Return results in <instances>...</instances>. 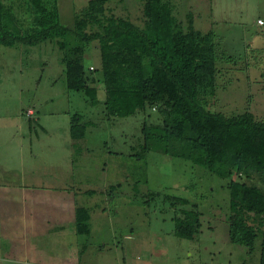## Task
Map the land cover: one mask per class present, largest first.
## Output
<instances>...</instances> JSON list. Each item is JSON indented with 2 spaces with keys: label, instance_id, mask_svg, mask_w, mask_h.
I'll return each mask as SVG.
<instances>
[{
  "label": "rangeland",
  "instance_id": "obj_1",
  "mask_svg": "<svg viewBox=\"0 0 264 264\" xmlns=\"http://www.w3.org/2000/svg\"><path fill=\"white\" fill-rule=\"evenodd\" d=\"M24 16L20 0H0ZM88 0H57L60 21L73 26ZM183 24L215 35L216 92L207 109L248 110L264 119V0H171ZM110 12L142 25V2L110 0ZM28 22L25 21L24 25ZM61 52L52 41L0 46V264H258L254 250L228 238L230 179L157 151L138 156L141 128L160 126L147 107L107 117L96 40L86 44L91 105L65 85ZM87 123L73 139L74 115ZM175 198H185L181 203ZM86 207L88 233L75 231L74 212ZM200 212L193 239L174 233V217Z\"/></svg>",
  "mask_w": 264,
  "mask_h": 264
},
{
  "label": "trees",
  "instance_id": "obj_2",
  "mask_svg": "<svg viewBox=\"0 0 264 264\" xmlns=\"http://www.w3.org/2000/svg\"><path fill=\"white\" fill-rule=\"evenodd\" d=\"M109 1L88 0L74 15L72 27L61 23L57 0H20L24 16L0 1V46L53 41L61 52L66 87L83 92L96 105L97 90L87 83L83 64L86 44L96 40L106 116L126 117L150 107L161 118L156 129L143 124L138 156L157 151L221 178L243 175L260 183L228 182V238L251 253L260 236L258 264H264V119L248 110L225 115L207 109L217 87L214 33L196 29L191 12L183 25L171 0H139L142 25L111 13ZM80 120L77 114L72 118L73 139L85 135L88 124ZM74 221L77 233H88L86 207L76 208ZM200 226L196 210L174 217L178 237L193 239Z\"/></svg>",
  "mask_w": 264,
  "mask_h": 264
},
{
  "label": "built area",
  "instance_id": "obj_3",
  "mask_svg": "<svg viewBox=\"0 0 264 264\" xmlns=\"http://www.w3.org/2000/svg\"><path fill=\"white\" fill-rule=\"evenodd\" d=\"M257 23L260 24V25H263L264 24V20L263 19H257Z\"/></svg>",
  "mask_w": 264,
  "mask_h": 264
},
{
  "label": "crops",
  "instance_id": "obj_4",
  "mask_svg": "<svg viewBox=\"0 0 264 264\" xmlns=\"http://www.w3.org/2000/svg\"><path fill=\"white\" fill-rule=\"evenodd\" d=\"M74 216V215H73Z\"/></svg>",
  "mask_w": 264,
  "mask_h": 264
}]
</instances>
